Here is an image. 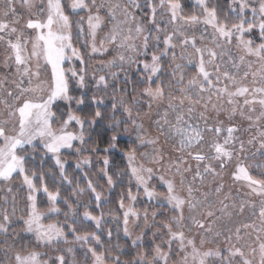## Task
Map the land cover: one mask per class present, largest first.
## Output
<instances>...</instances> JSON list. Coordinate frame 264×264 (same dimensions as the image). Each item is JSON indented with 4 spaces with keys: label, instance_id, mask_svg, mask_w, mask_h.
Returning a JSON list of instances; mask_svg holds the SVG:
<instances>
[{
    "label": "snow or ice",
    "instance_id": "6c2138e0",
    "mask_svg": "<svg viewBox=\"0 0 264 264\" xmlns=\"http://www.w3.org/2000/svg\"><path fill=\"white\" fill-rule=\"evenodd\" d=\"M193 7L202 15L196 11L184 15L180 0H0V45L5 53L0 61V185L12 194L10 211L8 196L0 197V264H79L76 244L84 250V264L89 254L92 264H170L173 255L179 257L177 264H264V179L252 174L255 168L264 176V0H228L223 20L218 2L194 0ZM25 14L28 18L21 23ZM229 18L235 21L230 26ZM150 47L156 50L147 58ZM112 53L92 70L93 57ZM169 54L171 64L165 69ZM188 68L195 74L186 79ZM90 80L96 90L112 88L110 109L103 96L88 97ZM86 104L95 106L91 118L77 114ZM102 109L110 111L107 128L117 130L105 153L117 148L121 125L130 138L135 132L131 140L135 147L123 153L127 170L117 171L114 179L107 155L100 169L109 190L125 176L129 185L135 182L137 194L129 186L126 196L119 197L122 221L112 217L116 231L122 223L123 236L140 249L131 260L121 259L128 251L119 242L110 245L113 250L97 251L104 247L101 233L108 221L103 211L94 215L89 208L94 201L95 208L102 209L110 200L97 191L87 172L86 187L77 180L70 196L61 200L59 189L49 190L45 173L39 174L37 186V173L29 174L27 167L34 159L29 150L34 153L39 143L45 155L51 154L59 178L71 186L61 153L100 151L85 145L91 139L89 130L104 119ZM237 117L247 126L236 123ZM58 120L59 126L53 127ZM73 125L78 131L69 130ZM139 148H151L140 156L152 166L137 163ZM257 157L261 160L255 164L245 163ZM91 164V157L85 156L75 169L83 171ZM226 174L239 185L235 193L231 188L225 191ZM15 175L22 177V184L13 193ZM157 186L166 191H157ZM25 187L26 215L16 217L18 195ZM140 189L147 200L142 212L135 207ZM41 192L49 204L43 212L38 207ZM85 192L91 194L88 201L79 199ZM61 203L67 207L63 222L44 223L61 213ZM246 208L259 226L252 220L233 231L235 210L243 214ZM168 212L174 214L157 220ZM17 221L24 225L20 231L12 227ZM130 221L140 228L134 238ZM88 224L94 230L80 234L78 229ZM249 229L256 233V243L241 245L242 233ZM148 231L151 252L144 242ZM112 236L108 229L109 240ZM221 237L224 246L204 247Z\"/></svg>",
    "mask_w": 264,
    "mask_h": 264
},
{
    "label": "rangeland",
    "instance_id": "374dc122",
    "mask_svg": "<svg viewBox=\"0 0 264 264\" xmlns=\"http://www.w3.org/2000/svg\"><path fill=\"white\" fill-rule=\"evenodd\" d=\"M189 2L191 3L192 6L194 5V0H189ZM93 11H95V9H93ZM194 11H196L197 13H200V14L202 15V13L200 12L199 9H193V12H194ZM193 12H192V14H193ZM104 14H105V13H103V12L101 13V15H104ZM183 14H184V13H183ZM192 14H190V15H192ZM81 15L86 16L87 14H86V13H81ZM184 15H185V14H184ZM27 18H28V17H27V15L25 14V18H24V20H23L21 23H24V22L26 21ZM32 18H35V17H32ZM41 18L43 19V17H41ZM78 18H79V17H74V19H78ZM145 22H147L146 18H145ZM233 22H235V21L233 20L232 23H233ZM105 31H107V29H105ZM199 31H200V29H197V31H196V35H199ZM210 32H211V29H209V33H210ZM103 34H104V33L101 32L100 35L97 37V43H99V39H100L101 36H103ZM190 34H191V33H190ZM162 37H163V34H161V39H162ZM207 42H208V41H205L204 43H207ZM80 43H82V41H81ZM77 46H80V45L78 44ZM198 46H200V42H199V41H198ZM160 47H163L162 43H161ZM154 50H156L154 47H150V48L148 49L149 57H147V58H150V55H151V53H152ZM233 50H235V48H234V44H233ZM177 51H179V50H177ZM189 51H191V49H189ZM113 54H114V53H112V54H107V55L102 56V57H101V56H95V57H93L92 60L90 61V64L92 65V70H95V69H96L99 60H101V59H103V60L110 59V58H111V55H113ZM4 55H5V53H4V50H3V45H0V61H2ZM170 56H171V54H169V58H166L165 61L163 62L164 65H165V69H167V68L170 66V64H171ZM144 58H146V57H141V59H144ZM135 68H136V66L133 65V66H132V69L130 70V71L132 72L133 79H135V77H136V75H137V73H136V71H135ZM194 74H195V69H194V68H188V69H187V76H186V79H187L188 77H191V76L194 75ZM248 82H250V78H249V81H248ZM93 84H94V81H91V80H90V81H89V88H88V90L90 89V91H88V92H90L91 96H92L93 94H96L98 97L103 96L104 99H105L106 104H108V105L110 106V105H111V102H112V95H113L112 88L109 87V88L107 89V91H105L103 88H100L99 90H96L95 88L92 87ZM143 87H144V85H140V86H139V88H143ZM129 88H130V91H131V86H129ZM116 95H117V97H119V93H117ZM127 98L130 100V99H131V96L129 95ZM257 107H258V106H257ZM119 115H120V113H117V116H119ZM109 118H110V115H109ZM221 119H225V117H224V116H221ZM235 122H236V123H241V124H243V126H247V122H246V121H241L239 117L236 118V121H235ZM60 123H61V121L58 120L57 122L54 123L53 127H58ZM108 123H109V122H108ZM108 123H107V124H108ZM129 123H130V122H129ZM227 123H228V122L225 120V124H226V125H227ZM123 127H124V126L121 125L120 128L118 129V131L121 133V137L119 138V140H122V141H124V142H126V143L128 144V145H127L128 150L126 151V152H128L130 149H132L133 147H135V145L131 143V140L135 138V132H132V133H131V138H130V137H129V134L123 132ZM145 127H149L146 118H145ZM69 130H71V131H78V126L73 125V126L70 127ZM109 131H110L111 134L113 135V133H114L115 131H117V130H116V129H111V130H109ZM149 132H150L151 134L155 135V130H154V129L149 128ZM253 132H254V130H253ZM244 138L247 139V135H245ZM161 143H163V138H161ZM76 145L79 146V143L76 142ZM37 147L41 148V149L44 151V149L39 145V143H37ZM85 147H86V145H85ZM168 147H170V145H169ZM195 150H196V149H194V151H195ZM203 150H204V151H207V147L205 146ZM146 151H147V152H151V148H139V149H138V151H137V163H138V164H139V163H144L146 166H152L148 160H146V159H144L143 157L140 156V153H141V152H146ZM99 152H100L101 155H100L99 157H96V158H95V161H92L91 166H84V168H91L92 166H97L98 163L101 164V165H100V166H101L100 168H102V167H103L102 158H103L105 155L108 156L109 153H111V152H117V153L122 154V155H123V153H125V152H123L122 150H120L119 148H116L115 150H113V151H111V152H108V153H105V152L103 151V149H100ZM101 152H102V153H101ZM86 153L88 154V151H84V152L80 153L79 156H77V155L75 154V150H74V149H73V150H63L62 153H61V155L64 154L65 156H67V159H66V158H62V157H61V158H62V160H66V164H67V163H71V164H73V165L75 166V164H76V162H77L78 159H80V158H82V157H85V156H89V155H87ZM94 154H95V153H94ZM43 156H48V157L51 158V154L45 155V154L43 153ZM89 157H90V156H89ZM123 157H124V155H123ZM91 158H92V157H91ZM91 160H92V159H91ZM124 160H125V163H126V165H127V160H126L125 157H124ZM260 160H261V158H260V157H257L255 161H253V160H248V161H245V163L255 164L256 162H259ZM52 161H53V165H54V167H55L56 170H57L56 175L54 174L55 177H56L55 180L58 181V182H62V180L59 178V175H58V173H59V169L55 166V162H54V160H52ZM191 163L193 164V166L195 165V161H191ZM111 166H112V164H111ZM111 166H110V167H111ZM84 168H83V170H84ZM118 170H119V171H126V170H127V167H126L125 169L119 168ZM78 171H79V170H78ZM80 172L83 173V177H84V172H83V171H80ZM98 172H99V175H96V176H90V175H88V178H89V179H92L93 182H94V184H97V191H101L105 197H108V198H109V193L111 192L112 189L109 190L108 185H107V182H106V178L102 177V174H100V169H99ZM252 174H253V176H254L255 178H257V179H264V176H260V175H259V170L255 169V168L252 170ZM14 177H17V178H18V184H19V186H20V185L22 184V177H20V176H18V175H15ZM99 178H100V179H99ZM128 179H129V177H128V176H125V177L123 178V181L126 182V183H128ZM224 179H225V185H226V187H225V191L227 192V191L229 190V188H231L232 191H233V193H235L236 188L239 187V185H234L233 182H232V180H231V178H230L227 174L225 175V178H224ZM101 180H102V181H101ZM13 181H14V178H13ZM13 181H11V186H12V182H13ZM86 181H87V180H86ZM100 181H101V182H100ZM62 183H63V182H62ZM151 183H152V184H156V185H158V181H156V180H153ZM63 184H65L66 186H69V185H67L66 183H63ZM128 185H129V183H128ZM129 186H131L133 193H134V194H137V189H136V187H135V182L132 181V184L129 185ZM177 186H178V188H179V178H178V177H177ZM5 188H6L5 185H0V197H4L5 195L8 196V200H9L8 208H9V211H10V210H11V195H12V194H10V193H6V191L3 190V189H5ZM157 191H166V189L157 186ZM242 191H243V192H246L247 189L244 188V189H242ZM15 192H16V189L13 188V193H15ZM22 193H24V195H25V199H26V196H27V189H26V187L23 188V189L21 190V193H19V195H18V203H17L16 217H19V216H21V215H26V211H25L26 200H23V199L21 198V196H23ZM41 194H43V193L41 192ZM43 195L46 196L45 194H43ZM90 195H91V194H90L89 192H85V193L83 194V196L79 197V199L84 200V201H88V200L90 199ZM139 195H140V197H141V200L138 201V202L135 204V207H136L139 211L142 212V211H143V208H144V206H145V204L147 203V200H146L145 197H143V191H142V189L139 190ZM46 198H47V196H46ZM251 199L256 200V199H258V198H256V197H251ZM128 203H130V201L125 200V204L127 205ZM89 210L92 211V213H93L94 215H100L101 211L104 212V214H105V219H106V221H108V223H105V224H104V226H103V231H102L101 234H103V235L105 236V238H107L108 241H109V238L107 237V231H108V229H112V231H113V236H112L111 239L114 238V240H117L115 244H117V242H119L122 246H125L124 244H125V242H126V243L129 244V246H130L133 250H135V253H137V252L140 250L139 248H134V247H132V246H131V239H129V238L123 236L122 223L120 224V229H121V230H120L119 232L116 231L117 223H116V221H113V220H112L113 215H116V216L122 221V213L118 210V204H112V202H111V203H108V204L103 205V206H102V209H100V208H95V202L93 201V203H92V205L90 206ZM63 211H64V210H63ZM63 211H61V213H60L58 216H57V215H52V216H50L48 219L44 220V223H49V222H52V221L60 220L61 218L64 220V215H63V213H62ZM66 211H67V209H66ZM79 211L82 213V212L84 211V208L81 207V208L79 209ZM150 211H151V207H150ZM185 212H186V214H187V210H185ZM173 214H174V213H172V212H168L166 215L162 214V215H160V216L157 217V220H167V219H168L171 215H173ZM150 219H151V217H150ZM252 220H255L257 226H259V220H258V218L253 217V216L251 215V210H250V209H247V208H246L243 214H240V213H239V210L237 209V210H235V213H234V215H233L231 227L233 228V231H234V230H235V227H236L237 225L242 224V223H247V222H250V221H252ZM62 222H63V221H62ZM140 224H141V226L143 225V220H142V219H141V221H140ZM12 227H13L14 229H16L17 231H20V230L23 229L24 225H23L22 221H17L15 224H13ZM129 228H130V230L132 231V237H133V238H134L135 236H137V235L140 234V228L134 227V226L132 225L131 221H130V223H129ZM93 230H94V225H93V224H88V225H86V226H84V227H82V228H79V229H78V232H79L80 234H83L84 232H91V231H93ZM192 232H193V234H194V233H195V229H193ZM21 234L24 236V239H29V237H28L27 235H24L23 233H21ZM226 234H227V233H225V235H226ZM242 235L244 236V239L240 242L241 245H248V244L255 245V243H256V241H255L256 233H255L254 231H252L251 229H249L247 232H243ZM118 238H119V239H118ZM150 239H151V232L148 231L147 234L144 236V242H145L146 245H148V251H149V252H151V245L149 244ZM0 240H2V237H0ZM68 240H69V241H72V240H73V237H72L71 235H69V236H68ZM119 240H123L124 242H121V241H119ZM156 242L159 243V242H160L159 239H157ZM91 243H92V246L97 247V246L95 245L94 242H91ZM196 243H197V245H199V236H196ZM224 243H225V242H224V239H223V237H221V238H219V239H217V240H214V241H212V242H206V244L204 245V247H205V248H215L217 245H219V246L222 247V246H224ZM68 246H70V245H63V247H68ZM32 247H33V246L30 245L28 250H31ZM75 248H76L75 259L79 262V264H84V260H83V253H84V250L80 247L79 244H76V245H75ZM97 248H98V247H97ZM36 250H37V251H47V250L44 249V248H37ZM105 250H110V249H109V247H108L107 249H104V247H103L102 250H100V249L98 250V249H97L98 252H99V251H105ZM245 250L247 251V248H245ZM0 255H2V253H0ZM45 258H46V257H45ZM178 259H179L178 256L173 255V256L171 257V259H170V264H177ZM87 264H92V261H91V255H90V254H89V257H88Z\"/></svg>",
    "mask_w": 264,
    "mask_h": 264
},
{
    "label": "trees",
    "instance_id": "16d2710c",
    "mask_svg": "<svg viewBox=\"0 0 264 264\" xmlns=\"http://www.w3.org/2000/svg\"><path fill=\"white\" fill-rule=\"evenodd\" d=\"M180 2L184 6V14L185 15L192 14L194 7L191 5L189 0H180ZM217 2L219 4V8H220V19L223 20L224 19V13L228 11V0H213V3H217ZM232 21L233 20L231 18H229V21H228L229 26L231 25ZM87 91H90V89ZM75 95L79 96L80 93L76 92ZM88 97H91L90 92H88ZM86 99H87V97H86ZM73 109L75 110L74 105H73ZM109 109H110V106H109ZM102 111L104 112V119L101 120L98 124H96L94 126L95 127L94 131L89 130L90 134H91V139L86 144V148H88V149H91L94 147L98 148V149H104V148L109 146L110 137L112 136L111 132L107 128V123L109 122V119H110L109 118L110 111H108L106 109H102ZM94 112H95V106L89 107L86 104L85 107L83 108V110L80 112H77V114L84 116V117L91 118L94 115ZM86 135H87V133H86ZM127 145L128 144L126 142L119 140V142L117 144V148H119L123 152H126L128 150ZM29 153H30L31 157H34V159H29V163H28L27 167L29 170V174H31L32 171H35L37 173V179L35 181L37 183V186H39V179H38L39 174L41 172H43V173H45V182H46L49 190L55 192L57 189H59L61 200L68 198L70 196L72 189L76 187L77 180L79 181L80 187H86L87 181L83 177V173L76 170L75 166L73 164H71V163L66 164V174L73 181L71 186H66L62 182H58L56 180H53V175L54 174L56 175L57 170L53 165L52 159L48 156H43L44 151L41 148L36 147V151L34 153L31 152V150H29ZM87 155L92 157L91 158L92 161H95V158L99 157L101 154L99 151L96 152L95 154L92 153L91 151H88ZM61 157L67 159V156H65L64 154L61 155ZM108 157H109L110 162L112 164V166L110 167V170H109V174L113 175L114 179H116L114 174L117 171H119L118 170L119 168L125 169L127 167V165L125 163V160H124V157L122 154H119L117 152H111V153H109ZM42 159L44 161L43 166H41V160ZM100 165L101 164L98 163L97 166H92L91 168H84L83 172H87L88 175H90V176L99 175L98 171H99V169H101ZM18 187H19L18 178L14 177V181L12 182V188L17 190ZM128 187H129V185L126 182L117 183L116 186L114 188H112L111 192L109 193L110 203L112 202V204H118L120 195L123 193L126 196ZM20 193H21V191H20ZM22 195L23 196H21V198L23 200H26L24 193H22ZM70 202L74 203V200H72ZM59 206L61 207L62 211L64 210L62 212V213H64L67 209L66 205L61 203ZM38 207H39L40 211H42V212L47 211V209L49 207L46 196H44L41 193L38 194ZM60 221L62 222L63 219L61 218ZM101 236H102L101 242L104 245V249H107L109 247L110 250H113L112 248H110V245L114 246L117 240H114V238H113V239L108 241L107 238H105V236L103 234H101ZM119 241L124 242L123 240H119ZM124 245L127 248L128 254L121 256V259L122 260H131L132 257L136 254L135 250H133L129 246V244L126 242ZM97 249L102 250L103 248L98 247ZM113 254H115L114 251H113Z\"/></svg>",
    "mask_w": 264,
    "mask_h": 264
}]
</instances>
